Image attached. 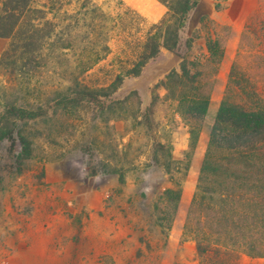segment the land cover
Returning a JSON list of instances; mask_svg holds the SVG:
<instances>
[{
    "label": "rangeland",
    "instance_id": "374dc122",
    "mask_svg": "<svg viewBox=\"0 0 264 264\" xmlns=\"http://www.w3.org/2000/svg\"><path fill=\"white\" fill-rule=\"evenodd\" d=\"M99 3L114 14L132 9L129 15L134 20L137 13L142 20L136 37L168 13L159 0ZM246 26L251 30L244 35ZM208 31L220 39L226 53L212 66L213 101L192 148L191 124L161 83L184 59L206 61ZM180 36L176 53L162 49L140 75L126 77L116 92L100 97L105 106L84 100L67 113L53 102L48 107L46 100L54 96L47 91L68 77L61 79L56 61L40 67L34 94L25 102L34 107L43 104V115L19 122V128L32 134L33 155L20 159L19 140L12 143L0 137V264H210L214 260L198 257L184 226L197 191L209 128L238 53L242 52L248 73L264 79V0H201ZM191 36L197 38L187 48ZM123 40L124 35H112V51L81 76L83 82L96 87L114 79L120 55H125ZM10 43V38L0 37V58ZM17 88L15 76L0 69V115L6 104L19 98ZM126 98L127 104L116 111L106 107ZM169 164L174 181L166 172ZM178 184L182 199L171 224L170 211L160 197ZM164 213L167 220L160 225L158 217ZM239 261L264 264V258L245 254Z\"/></svg>",
    "mask_w": 264,
    "mask_h": 264
},
{
    "label": "trees",
    "instance_id": "16d2710c",
    "mask_svg": "<svg viewBox=\"0 0 264 264\" xmlns=\"http://www.w3.org/2000/svg\"><path fill=\"white\" fill-rule=\"evenodd\" d=\"M159 1L167 6V15L136 37L142 18L134 12V20L129 15L132 9L114 14L99 0H0V37L11 39L0 58V69L15 76L16 92L20 94L0 115V137L12 143L19 140L20 159L33 155L34 142L32 134L19 128V122L37 120L44 112L43 104L34 107L25 102L34 94L40 67L56 61L62 69L61 79L68 77L65 83L59 82L47 91L54 98L46 100L48 107L53 102L67 113L84 100L105 106L100 97L108 98L116 92L126 77L140 75L162 49L178 51L180 32L201 0ZM250 27L246 26L244 35ZM207 33L206 61L184 59L180 68L171 70L161 83L168 97L178 102L183 119L191 124L192 148L212 102V66L219 64L226 53L220 39ZM113 34L124 35L125 55L118 60V73L109 84L90 86L81 76L110 54ZM196 38L189 37L186 47L191 48ZM128 47L131 49L126 51ZM241 58L242 52L231 65L226 92L209 128L197 191L184 226L185 234L195 241L198 257L202 261L206 255L213 257L210 264H240L242 254L264 258V79L253 78ZM127 102V98L113 101L106 107L116 111L114 108ZM10 123L12 128L8 127ZM187 163L186 170L189 160ZM166 172L174 181L170 164ZM119 180L124 183L123 174ZM181 199L180 184L165 189L160 197L170 211L171 224ZM156 210L161 211L159 204ZM166 220V213L158 217L160 225Z\"/></svg>",
    "mask_w": 264,
    "mask_h": 264
},
{
    "label": "crops",
    "instance_id": "0c3cea01",
    "mask_svg": "<svg viewBox=\"0 0 264 264\" xmlns=\"http://www.w3.org/2000/svg\"><path fill=\"white\" fill-rule=\"evenodd\" d=\"M223 98V97H222ZM222 100V99H221ZM213 101V100H212ZM221 102V101H220ZM219 105H220V103H219ZM211 106V105H210ZM215 107V106H214ZM218 108H219V106H218ZM218 108H217V110H218ZM210 109V108H209ZM214 109H216V108H214ZM217 110H216V113L215 114H217ZM208 112H209V110H208ZM215 117H216V115H215ZM215 119V118H214ZM214 121V120H213ZM208 146V145H207ZM206 151V150H205ZM203 153H205V152H203ZM202 162H203V160H202ZM202 164V163H201Z\"/></svg>",
    "mask_w": 264,
    "mask_h": 264
}]
</instances>
